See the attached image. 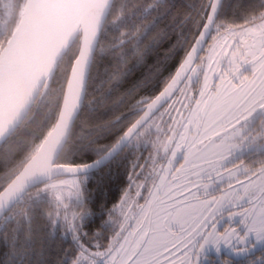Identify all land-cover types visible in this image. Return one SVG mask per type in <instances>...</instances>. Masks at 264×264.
I'll return each instance as SVG.
<instances>
[{
  "label": "snow or ice",
  "instance_id": "6c2138e0",
  "mask_svg": "<svg viewBox=\"0 0 264 264\" xmlns=\"http://www.w3.org/2000/svg\"><path fill=\"white\" fill-rule=\"evenodd\" d=\"M0 264H264V0H0Z\"/></svg>",
  "mask_w": 264,
  "mask_h": 264
}]
</instances>
